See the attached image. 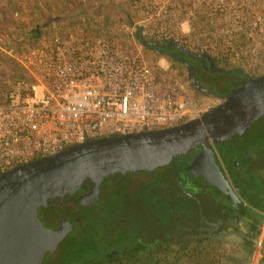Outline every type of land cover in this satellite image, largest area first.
Masks as SVG:
<instances>
[{
    "label": "built area",
    "instance_id": "2783aa9c",
    "mask_svg": "<svg viewBox=\"0 0 264 264\" xmlns=\"http://www.w3.org/2000/svg\"><path fill=\"white\" fill-rule=\"evenodd\" d=\"M128 2L127 34L177 44L250 78L264 74V0ZM114 34L102 15L84 12L43 28L20 54L26 76L0 92V174L90 138L162 129L202 112L177 71L131 55Z\"/></svg>",
    "mask_w": 264,
    "mask_h": 264
},
{
    "label": "flooded vegetation",
    "instance_id": "af4514ba",
    "mask_svg": "<svg viewBox=\"0 0 264 264\" xmlns=\"http://www.w3.org/2000/svg\"><path fill=\"white\" fill-rule=\"evenodd\" d=\"M159 48L169 68L180 74L183 87L216 100L207 110L222 103L241 78H250L172 43ZM225 80L233 83L228 91ZM232 142H205L228 183L224 191L189 171L203 151L197 146L174 156L162 169L109 175L100 185L102 205L81 206L74 195L67 208L79 221L70 229V253L78 249L80 258L104 264H186L203 259L232 264L257 259L256 264H264V126L244 145ZM139 196L146 206L142 211L136 206Z\"/></svg>",
    "mask_w": 264,
    "mask_h": 264
},
{
    "label": "water",
    "instance_id": "95a60500",
    "mask_svg": "<svg viewBox=\"0 0 264 264\" xmlns=\"http://www.w3.org/2000/svg\"><path fill=\"white\" fill-rule=\"evenodd\" d=\"M263 126L264 74L241 78L222 103L183 123L90 138L7 170L0 174V264H59L56 257L66 252L70 229L79 221L68 213V203L77 195L81 206L102 205L100 185L114 173L162 169L200 146L189 171L224 191L228 183L205 142L244 145Z\"/></svg>",
    "mask_w": 264,
    "mask_h": 264
},
{
    "label": "rangeland",
    "instance_id": "374dc122",
    "mask_svg": "<svg viewBox=\"0 0 264 264\" xmlns=\"http://www.w3.org/2000/svg\"><path fill=\"white\" fill-rule=\"evenodd\" d=\"M21 1V6L17 9L18 16L12 14L6 18L0 17V92H4L16 79L25 77L26 73L21 67L18 57L21 53L31 47L35 40L32 29L36 24L48 23L43 28L58 27L63 23L71 24V21L75 20L77 15L67 17V13L70 11V5L66 0H18ZM91 5L83 6L85 13L88 14H100L104 20L110 23L114 33L118 36L112 37L115 42L131 55H138L140 57L156 59L165 68L170 67V61L163 51L157 53L153 48H148L142 44L134 36H131L125 32L126 25H129L127 16L131 14V8L128 0H89ZM78 1L76 4H72L77 12H80L78 8ZM80 4V2H79ZM78 8V9H77ZM74 10V11H75ZM129 14V16H130ZM64 17V19H58V17ZM130 18V17H129ZM123 19V20H122ZM35 44V43H34ZM178 48V47H176ZM180 67V66H179ZM181 69V67L179 68ZM226 91L233 87V83L229 80L223 82ZM184 94L190 98L197 107L203 112L209 108V106L215 103V99L198 93L196 90L190 92L186 87L183 88ZM195 117V113L192 112L189 118ZM142 191L139 190V193ZM140 199V201H139ZM134 201V200H133ZM136 206L140 211L146 208L143 198L139 196ZM92 232V227H89ZM90 230V231H91ZM257 260V259H256ZM255 260V262H256Z\"/></svg>",
    "mask_w": 264,
    "mask_h": 264
},
{
    "label": "trees",
    "instance_id": "16d2710c",
    "mask_svg": "<svg viewBox=\"0 0 264 264\" xmlns=\"http://www.w3.org/2000/svg\"><path fill=\"white\" fill-rule=\"evenodd\" d=\"M77 1V0H76ZM66 2L70 5V12L67 13V17L68 16H74V15H79L81 13L85 12V9L83 7H81V4L78 3V8L80 9V12H77L75 10L74 7L77 6H72V4H76L75 0H66ZM72 3V4H71ZM22 4V2L18 1V0H0V17L6 18L8 16H12V14H15V12H17L19 9L18 6L20 7ZM77 8V9H78ZM75 10V11H74ZM64 17L66 16H61L60 18L58 17V19H64ZM128 21H130L129 18V13L127 16ZM123 20V19H122ZM48 23L44 22V23H40V24H36L35 27L31 30L32 33H34L35 36V40L33 42V44H31V46L34 45V43L36 42L38 36L41 34V31L43 29V27L45 25H47ZM118 36L117 33L114 34L113 37ZM138 39V41H140L142 44H144L146 47L148 48H153L156 51L161 52L160 48H159V44L151 42V41H146L144 39H142L141 37L137 36L136 37ZM36 159V158H35ZM84 208L81 207V212H83ZM59 264H104L100 259L97 258H92V259H82L80 258L79 254H78V249L77 251H75V253H70V248H66V252L62 251L61 254L57 257ZM173 264H180L179 261H171ZM232 264L230 262L227 261H211V260H192V261H187L186 264ZM106 264V263H105ZM112 264V263H109ZM139 264H146L144 262H140Z\"/></svg>",
    "mask_w": 264,
    "mask_h": 264
},
{
    "label": "crops",
    "instance_id": "0c3cea01",
    "mask_svg": "<svg viewBox=\"0 0 264 264\" xmlns=\"http://www.w3.org/2000/svg\"><path fill=\"white\" fill-rule=\"evenodd\" d=\"M78 1V0H77ZM79 3V2H78ZM257 262V261H256ZM256 262H255V260H253L252 262H251V264H256Z\"/></svg>",
    "mask_w": 264,
    "mask_h": 264
}]
</instances>
